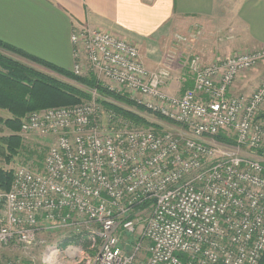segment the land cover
I'll use <instances>...</instances> for the list:
<instances>
[{"label": "built area", "instance_id": "obj_1", "mask_svg": "<svg viewBox=\"0 0 264 264\" xmlns=\"http://www.w3.org/2000/svg\"><path fill=\"white\" fill-rule=\"evenodd\" d=\"M71 40L75 75H93L181 127L139 126L93 97L28 113L21 133L54 141L41 168L20 165L0 191V254L82 223L99 241L87 264H259L264 78L250 94L235 86L264 62V48L210 64L189 56L193 85L172 95L170 68L149 69L133 42L89 26L74 28ZM74 246L66 251L79 252Z\"/></svg>", "mask_w": 264, "mask_h": 264}, {"label": "crops", "instance_id": "obj_2", "mask_svg": "<svg viewBox=\"0 0 264 264\" xmlns=\"http://www.w3.org/2000/svg\"><path fill=\"white\" fill-rule=\"evenodd\" d=\"M81 26L133 42L149 69L169 67L165 91L180 95L193 85L189 56L210 64L264 48V0H0V40L68 70L71 35ZM263 78L264 63L241 76L235 92L250 94Z\"/></svg>", "mask_w": 264, "mask_h": 264}, {"label": "trees", "instance_id": "obj_3", "mask_svg": "<svg viewBox=\"0 0 264 264\" xmlns=\"http://www.w3.org/2000/svg\"><path fill=\"white\" fill-rule=\"evenodd\" d=\"M10 53L24 58L39 68L65 76L88 87L84 90L77 85H71L52 76L30 64L23 63L9 55ZM98 93L97 101L107 109L122 114L135 124L144 127H152L162 130L161 125L150 122L141 112H149L144 106L137 103L129 94L110 89L109 86L91 75L87 77L77 76L71 70L46 61L40 57L29 54L7 42L0 40V109L8 111L10 116H0V124L9 131L0 136V152L10 162L24 149L23 137L19 134L22 128L23 118L31 112L57 106L76 105L85 100L92 99V91ZM185 91V90H184ZM157 117L163 119L160 115ZM2 128H0V133ZM221 141H230L223 135H219ZM46 156V155H45ZM45 156H41L39 167H42ZM14 178V170L0 167V191H8ZM3 202L0 200V208ZM71 241H81V238L73 236ZM0 264H3L0 261ZM259 264H264V253Z\"/></svg>", "mask_w": 264, "mask_h": 264}, {"label": "rangeland", "instance_id": "obj_4", "mask_svg": "<svg viewBox=\"0 0 264 264\" xmlns=\"http://www.w3.org/2000/svg\"><path fill=\"white\" fill-rule=\"evenodd\" d=\"M30 63L39 68L38 65L32 62ZM177 68L182 69L180 65H177ZM39 69L46 71L52 76L65 81L66 83L77 85L84 90H90L88 87L76 82L75 80L49 71L43 67ZM243 76H246V73ZM241 79L246 80V77ZM189 87L190 85L187 84V86L183 87V89L185 88L184 90H186ZM243 92H246V90H243ZM92 95L93 98H99V95L95 90L92 91ZM90 100L91 98L89 100H85L84 102ZM103 107L106 110H109L104 105ZM141 115L146 117L150 122L163 124V126H161L162 129L177 132L181 127L179 124L164 121L163 119L155 116V114L141 112ZM0 116L7 118L10 116V114L8 111L0 109ZM0 128H2L0 136L9 133L7 129H4L2 124H0ZM19 134L23 137L24 149H21L20 154L15 156L10 162H8L0 152V167L15 171L20 165L30 163L34 167L38 168L40 162L42 161L41 156L43 157L47 154L52 142L54 141L53 138L50 136L41 137L38 135L25 136L21 133V131ZM142 216L143 218L140 217L141 220L146 218L147 213L143 214ZM52 228L53 229L49 231H41L37 242L29 247H26V249H23L22 252L21 250H6L0 254V261L3 264H87L88 259H91V256L94 254L93 250L97 249L99 243V241H97L98 238L95 232V227L91 226L90 224L79 223L74 226H60L59 228L56 226ZM80 234L82 237H80ZM77 235L81 238V241H71L72 237ZM73 244H75L74 247L79 248V252L66 251L68 247ZM93 244H95V247L92 246ZM55 250L57 251L54 253V257L49 261L47 256H49L51 252ZM45 258L47 263H45Z\"/></svg>", "mask_w": 264, "mask_h": 264}]
</instances>
